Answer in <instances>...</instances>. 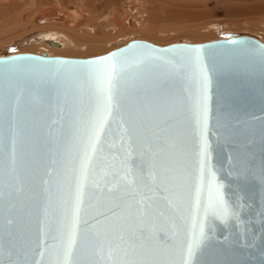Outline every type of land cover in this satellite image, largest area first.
Here are the masks:
<instances>
[{
    "label": "water",
    "instance_id": "water-1",
    "mask_svg": "<svg viewBox=\"0 0 264 264\" xmlns=\"http://www.w3.org/2000/svg\"><path fill=\"white\" fill-rule=\"evenodd\" d=\"M111 57L126 71L85 178L107 107L108 65L94 62ZM214 186L223 206L210 209ZM201 226L194 264H264L263 42L228 33L204 44L133 40L91 58L0 57V264H186Z\"/></svg>",
    "mask_w": 264,
    "mask_h": 264
},
{
    "label": "rangeland",
    "instance_id": "rangeland-1",
    "mask_svg": "<svg viewBox=\"0 0 264 264\" xmlns=\"http://www.w3.org/2000/svg\"><path fill=\"white\" fill-rule=\"evenodd\" d=\"M51 10L67 16L64 25L35 22L39 12ZM24 12L31 16L21 21ZM129 14L140 23L137 30L116 26L115 20ZM51 30H62L77 47L73 43L49 53L41 41ZM228 33L252 35L264 43V0H0V57L34 53L91 58L133 40L158 46L203 44Z\"/></svg>",
    "mask_w": 264,
    "mask_h": 264
},
{
    "label": "snow or ice",
    "instance_id": "snow-or-ice-1",
    "mask_svg": "<svg viewBox=\"0 0 264 264\" xmlns=\"http://www.w3.org/2000/svg\"><path fill=\"white\" fill-rule=\"evenodd\" d=\"M194 52L199 53V49L191 50ZM98 65H108V73H107V79H106V92H107V107L105 109V118L101 119L95 126L92 136L89 140V150L85 154L84 159V165L82 168V174L86 178V174L88 171V168L90 167L92 163L93 156L96 154L98 147L100 145V136L104 130V123L106 121V118L111 115L112 108L114 107L113 104V89L116 88L117 82L119 81L121 74L126 71V65L124 64H117L116 58L111 57L106 60H100L94 62ZM136 64L142 63V61L135 62ZM131 65H127V67H130ZM203 80V87L201 95L198 97L196 102V112H197V120L198 123L201 125V131H200V156H201V172L203 171V162L204 159L208 155V143L204 136V131L207 128V121H208V77L206 73L202 77ZM151 149L149 148L148 151ZM164 179H168L170 177H163ZM202 183V178H201ZM215 190V199H213L212 194L209 195V203L208 208L215 209L218 205L223 206V200L222 196L219 190V186H214ZM84 193L82 189L78 192L77 195V208H76V219L73 223V229L68 237L67 244L65 247V259L71 255L73 248L75 246L76 242V223L79 220V212L81 210V205L83 202ZM141 203H144V200H141ZM197 213L199 211V190L197 191V206L196 210ZM225 213H227V209H224ZM194 229H195V219L193 221ZM122 239V237H121ZM205 239V232L203 226H201L199 235H193L191 242L186 246V264H194L195 256L199 250V248L202 246Z\"/></svg>",
    "mask_w": 264,
    "mask_h": 264
},
{
    "label": "bare ground",
    "instance_id": "bare-ground-1",
    "mask_svg": "<svg viewBox=\"0 0 264 264\" xmlns=\"http://www.w3.org/2000/svg\"><path fill=\"white\" fill-rule=\"evenodd\" d=\"M57 7L59 8L58 5H57ZM47 9H46V11H48ZM53 9H55V8H53ZM49 11H50V9H49ZM58 11H52L50 13H47V12L41 13V12H39L41 15H38L35 18V22L37 24H44V23L46 24L47 23L50 26L51 25H57L56 27L59 28L61 25L65 24V20H66L67 16L63 15L62 13H60ZM129 15L127 17H125L123 20H120V19L119 20H115V23L117 24L116 26L118 27L120 25L121 26L123 25L124 29H131V30H137L138 28H140L141 27L140 23L138 21L134 20V18L131 17V15L130 16ZM30 16H31L30 12H24V13H21L19 15V19L21 21H26V20L29 19ZM75 18H76V16L74 15V19ZM51 27H54V26H51ZM50 33L51 34L47 33V34L44 35V37H43V39L41 41V46H44V47L48 48L47 51L49 53H51V54H55V53H58L60 51H64L66 49H69L71 44H73V43L75 44V42L73 40H71V38L67 34L63 33L62 30L61 31H59V30H53L52 31L51 30ZM74 47H77L76 44H75Z\"/></svg>",
    "mask_w": 264,
    "mask_h": 264
}]
</instances>
